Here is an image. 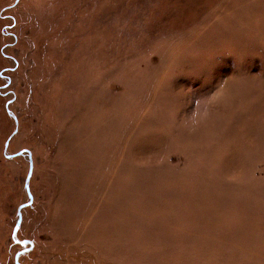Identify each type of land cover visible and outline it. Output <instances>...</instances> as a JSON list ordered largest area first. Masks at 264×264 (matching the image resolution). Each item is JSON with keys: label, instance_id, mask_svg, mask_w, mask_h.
<instances>
[{"label": "rangeland", "instance_id": "rangeland-1", "mask_svg": "<svg viewBox=\"0 0 264 264\" xmlns=\"http://www.w3.org/2000/svg\"><path fill=\"white\" fill-rule=\"evenodd\" d=\"M0 264H264V0H0Z\"/></svg>", "mask_w": 264, "mask_h": 264}]
</instances>
